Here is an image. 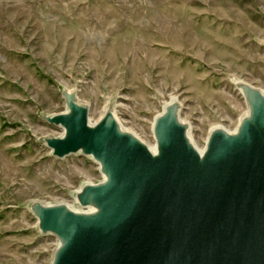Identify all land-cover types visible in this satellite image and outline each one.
<instances>
[{
  "label": "rangeland",
  "instance_id": "rangeland-1",
  "mask_svg": "<svg viewBox=\"0 0 264 264\" xmlns=\"http://www.w3.org/2000/svg\"><path fill=\"white\" fill-rule=\"evenodd\" d=\"M264 93V0H0V264H52L33 203L75 201L104 180L91 156L52 155L63 90L99 122L114 102L122 127L148 146L175 99L197 148L234 132L248 112L238 84Z\"/></svg>",
  "mask_w": 264,
  "mask_h": 264
},
{
  "label": "water",
  "instance_id": "water-1",
  "mask_svg": "<svg viewBox=\"0 0 264 264\" xmlns=\"http://www.w3.org/2000/svg\"><path fill=\"white\" fill-rule=\"evenodd\" d=\"M249 114L235 133L214 129L200 153L174 102L153 126L156 151L114 116L95 125L63 90L68 110L46 117L64 135L45 140L58 159L91 156L104 180L76 194L84 212L35 202L52 264H264V93L240 83Z\"/></svg>",
  "mask_w": 264,
  "mask_h": 264
},
{
  "label": "bare ground",
  "instance_id": "bare-ground-1",
  "mask_svg": "<svg viewBox=\"0 0 264 264\" xmlns=\"http://www.w3.org/2000/svg\"><path fill=\"white\" fill-rule=\"evenodd\" d=\"M174 102H177L175 99H172L166 106H165V108L168 106V105H170L171 103H174ZM164 108V109H165ZM162 114V113H161ZM248 114H249V110H248V112L246 113V115L245 116H248ZM114 116H115V114H114ZM115 118H116V116H115ZM180 118H181V114H180ZM116 120L118 121V119L116 118ZM181 121L182 122H184V120L181 118ZM91 123V125H95L96 123H92V122H90ZM118 123L121 125V123L118 121ZM186 123V122H185ZM122 126V125H121ZM238 128V127H237ZM237 128H236V130H237ZM216 129H223V128H216ZM191 127H189V133H188V137L190 138V140H191V142L193 143V140H192V137H191ZM225 130V129H224ZM236 130L234 131V132H230V131H227V130H225V131H227V132H229V133H235L236 132ZM63 135H64V131H63ZM62 135V136H63ZM194 144V143H193ZM195 146V145H194ZM149 148H150V150L151 151H153V152H155L156 151V144H154V145H152V146H148ZM196 147V146H195ZM196 149L200 152V153H204L205 152V150H206V146H204L203 148H197L196 147ZM75 201H76V199H75ZM75 210V209H74ZM76 211H79V212H84V211H86V210H76ZM59 246V242H58V244H57V247Z\"/></svg>",
  "mask_w": 264,
  "mask_h": 264
}]
</instances>
